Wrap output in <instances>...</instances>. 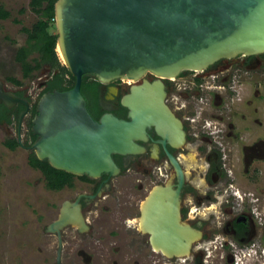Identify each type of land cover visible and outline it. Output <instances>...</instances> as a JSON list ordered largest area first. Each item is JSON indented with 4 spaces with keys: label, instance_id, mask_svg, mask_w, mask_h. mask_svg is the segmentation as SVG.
<instances>
[{
    "label": "flooded vegetation",
    "instance_id": "obj_1",
    "mask_svg": "<svg viewBox=\"0 0 264 264\" xmlns=\"http://www.w3.org/2000/svg\"><path fill=\"white\" fill-rule=\"evenodd\" d=\"M28 59L40 65L26 74L15 55L23 79L0 78L3 92L20 99L12 106L0 103V126L8 136L5 145L12 149L9 144L16 143L15 148L27 149L30 157L36 155L33 144L38 136L33 127L41 97L72 89L76 77L71 72L63 77L61 69L43 61L39 52ZM255 71L260 75L251 74ZM37 74L34 87L23 81ZM144 78L154 81L157 76L147 73L138 81L120 77L103 82L84 74L81 93L94 120L111 114L132 121L126 102L132 87ZM259 80L264 81V53L225 58L202 72L188 70L163 78L165 102L185 133L178 146L150 126L136 140L139 151L113 154L120 169L116 174L102 172L91 177L61 170L71 176L58 191L72 195L60 203L56 219L65 202H77L87 229L80 231L69 224L61 230L59 264L66 234L73 230L78 235L89 234L102 206L114 217L112 231L131 235L135 253L125 247L121 251L136 255L137 264H264V113L253 106L250 97L262 95ZM159 188L179 193L181 221L199 232L184 256L167 257L156 250L150 234L141 228L143 204ZM79 254L87 261L91 258L83 249Z\"/></svg>",
    "mask_w": 264,
    "mask_h": 264
},
{
    "label": "water",
    "instance_id": "obj_2",
    "mask_svg": "<svg viewBox=\"0 0 264 264\" xmlns=\"http://www.w3.org/2000/svg\"><path fill=\"white\" fill-rule=\"evenodd\" d=\"M54 9L56 47L76 83L41 97L33 148L38 159L76 175L118 173L113 154L139 151L136 140L146 127L156 126L174 146L184 140L182 122L165 102L163 78L204 71L225 58L264 53V0H57ZM147 73L157 79L134 85L126 102L132 121L111 114L94 120L81 93L84 74L107 82L120 77L138 81ZM19 100L3 92L0 83V103L12 106ZM180 209L179 193L163 188L143 204L142 230L167 257L188 254L199 236L181 221ZM69 224L87 229L77 202H65L46 228L57 234L58 264L61 230Z\"/></svg>",
    "mask_w": 264,
    "mask_h": 264
},
{
    "label": "rangeland",
    "instance_id": "obj_3",
    "mask_svg": "<svg viewBox=\"0 0 264 264\" xmlns=\"http://www.w3.org/2000/svg\"><path fill=\"white\" fill-rule=\"evenodd\" d=\"M30 1L0 0V9L10 12L8 18H0L2 79L10 75L23 79L15 55L22 46L31 50L23 28H31L40 18L31 9ZM50 30L58 33L55 22H51ZM37 53L32 52L33 55ZM58 57L61 59L59 54ZM27 61H30L28 57ZM251 74L260 75L257 71ZM37 77L38 74L34 79L23 81L34 87ZM259 81L262 95L250 97L253 106L264 113V81ZM7 137L0 126V264H55L57 237L46 228L56 219L60 203L72 192L47 188L42 172L29 163V151L23 147L9 149L5 145ZM121 179L118 177L119 181ZM99 209L100 214L94 219L89 234L78 235L74 230L66 234L61 264H137L136 255H124L121 251L125 247L135 253L136 245L130 240L131 235L112 231L114 217L105 206ZM80 249L90 255V260L79 254ZM142 259L146 261L147 256Z\"/></svg>",
    "mask_w": 264,
    "mask_h": 264
},
{
    "label": "trees",
    "instance_id": "obj_4",
    "mask_svg": "<svg viewBox=\"0 0 264 264\" xmlns=\"http://www.w3.org/2000/svg\"><path fill=\"white\" fill-rule=\"evenodd\" d=\"M57 0H31V9L39 15L37 22L31 27H24L23 30L27 33V43L31 46V50H27L22 46L16 53V60L22 65L23 70L28 74L31 70L38 67L40 63L33 65L30 61H27V57L32 52H39L42 55L43 61L53 63L58 66L65 77L64 74H70L69 69L65 64H62L58 53L56 51L57 37L58 33L52 32L50 30L51 22H55V2ZM2 8V7H1ZM10 12L4 9H0V18H8ZM73 76L71 84H73ZM10 147L15 148L16 143L11 142ZM30 165L38 169L44 175L46 180L47 188L51 190H59L63 184L69 180L71 174H67L61 170L52 167L48 160H40L36 155H31L29 157Z\"/></svg>",
    "mask_w": 264,
    "mask_h": 264
},
{
    "label": "bare ground",
    "instance_id": "obj_5",
    "mask_svg": "<svg viewBox=\"0 0 264 264\" xmlns=\"http://www.w3.org/2000/svg\"><path fill=\"white\" fill-rule=\"evenodd\" d=\"M56 48H57V52H58V54L60 55L62 61H64V58H63V55H62L61 49L59 48V46L56 47ZM125 79H128V80H130V81H134V80L131 79V78H125ZM141 228H142V225H141Z\"/></svg>",
    "mask_w": 264,
    "mask_h": 264
},
{
    "label": "built area",
    "instance_id": "obj_6",
    "mask_svg": "<svg viewBox=\"0 0 264 264\" xmlns=\"http://www.w3.org/2000/svg\"><path fill=\"white\" fill-rule=\"evenodd\" d=\"M195 73L202 72V71H194Z\"/></svg>",
    "mask_w": 264,
    "mask_h": 264
}]
</instances>
